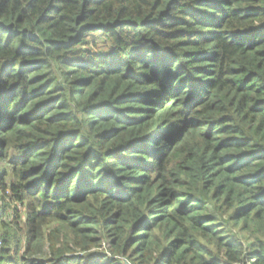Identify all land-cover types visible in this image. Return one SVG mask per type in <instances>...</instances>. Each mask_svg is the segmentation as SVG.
Segmentation results:
<instances>
[{
  "label": "trees",
  "instance_id": "1",
  "mask_svg": "<svg viewBox=\"0 0 264 264\" xmlns=\"http://www.w3.org/2000/svg\"><path fill=\"white\" fill-rule=\"evenodd\" d=\"M0 264H264V0H0Z\"/></svg>",
  "mask_w": 264,
  "mask_h": 264
}]
</instances>
